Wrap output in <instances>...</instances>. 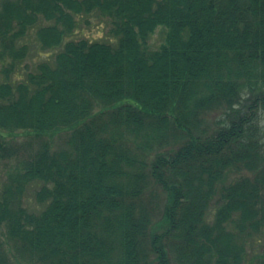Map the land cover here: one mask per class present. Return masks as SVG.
Listing matches in <instances>:
<instances>
[{"label":"trees","instance_id":"obj_1","mask_svg":"<svg viewBox=\"0 0 264 264\" xmlns=\"http://www.w3.org/2000/svg\"><path fill=\"white\" fill-rule=\"evenodd\" d=\"M0 65V264H264V0H0Z\"/></svg>","mask_w":264,"mask_h":264},{"label":"rangeland","instance_id":"obj_2","mask_svg":"<svg viewBox=\"0 0 264 264\" xmlns=\"http://www.w3.org/2000/svg\"><path fill=\"white\" fill-rule=\"evenodd\" d=\"M79 18V25L75 32L71 35L72 38H80V37H87L90 39H102V40H109L111 38L110 34V28H111V22L110 19L97 14H90V15H84L80 16ZM47 22V21H44ZM36 28H32L29 33L23 38V41L21 43H25L28 47L26 52V57L22 60V62L17 66L16 70L11 73L13 76V80H22L26 78L27 72L29 71H35L37 68V65L48 58L53 57L56 49H44L41 46V43L38 40L37 34H36ZM165 37V30L162 27H159L157 31L152 34L149 45L151 49L158 48L160 44L164 41ZM1 67V65H0ZM0 77H4V73L0 70ZM261 121L264 124V109L261 110ZM28 135L25 133H22L19 136V143L24 144L28 146ZM63 137H58L57 141L61 143ZM29 149H24L23 152H27ZM24 154V153H23ZM22 158V156L20 157ZM18 161V158H14L12 160H0V184L4 180L6 173L9 168L13 167L14 164ZM39 187V182H33L31 185H29L28 190L25 193L24 196V204L32 211H37L41 209L43 206L37 202L36 200V190ZM0 238H5L4 229L0 227ZM261 244L260 246H264V240H260ZM254 246V244H253ZM250 246L248 248L249 255L248 257L253 256L255 253H261L263 248H261L258 244H255V246ZM251 264H260L259 261L254 260L251 262Z\"/></svg>","mask_w":264,"mask_h":264}]
</instances>
